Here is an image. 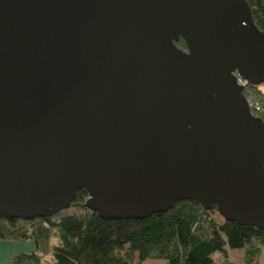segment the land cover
<instances>
[{
    "label": "water",
    "instance_id": "water-1",
    "mask_svg": "<svg viewBox=\"0 0 264 264\" xmlns=\"http://www.w3.org/2000/svg\"><path fill=\"white\" fill-rule=\"evenodd\" d=\"M181 40L185 48L177 46ZM264 33L246 0H0V217L217 207L264 230Z\"/></svg>",
    "mask_w": 264,
    "mask_h": 264
},
{
    "label": "trees",
    "instance_id": "trees-1",
    "mask_svg": "<svg viewBox=\"0 0 264 264\" xmlns=\"http://www.w3.org/2000/svg\"><path fill=\"white\" fill-rule=\"evenodd\" d=\"M246 1L256 26L264 33V0ZM176 44L185 48L181 39ZM243 93L247 100L264 104L258 85H247ZM258 117L264 120V108ZM86 196L84 189L79 190L71 205L82 211L79 214L28 221L0 217V239L31 240L36 249L12 256L8 264H43L37 252L45 248V255L51 257L46 264H142L145 260L230 264L229 250L240 249L246 264H258L254 257L264 249V230L232 221L219 222L211 216L216 206L206 210L194 200H182L168 211L150 216L104 219L85 207ZM18 220L30 226L15 225ZM215 254L220 259L216 260Z\"/></svg>",
    "mask_w": 264,
    "mask_h": 264
},
{
    "label": "rangeland",
    "instance_id": "rangeland-1",
    "mask_svg": "<svg viewBox=\"0 0 264 264\" xmlns=\"http://www.w3.org/2000/svg\"><path fill=\"white\" fill-rule=\"evenodd\" d=\"M259 89H260L261 92H264V82L261 83V84H259ZM249 101H252L253 103L256 102L261 107L264 108V104L261 103L259 100H249ZM81 212L82 211H80L79 209H76V208H73V207L71 208L70 207V208H68L66 210L61 211V213L58 214V217H61L62 215H69V214L71 215L72 213L79 214ZM211 216L215 220L217 219L219 222H223L224 221V218L222 216H220V214L218 213V211L211 212ZM15 225H17V226H26L27 228L30 226L29 223L28 224H25V223H23L20 220H18L15 223ZM21 243H22L21 245H23L22 246L23 249L25 250V251H23V253L30 254V252L36 250L35 249V246H34V244H33L32 241L29 242V243L26 242V241H23ZM27 244H30L29 245L30 247L27 246ZM45 250H46V248H45ZM45 250L43 249V250H39L37 252V253H39L41 255L43 264H46V262H51V257H49L48 255L47 256L45 255ZM18 252L20 253V251H18ZM15 254H17V253H15ZM15 254H13V255H15ZM214 257H215L216 260L220 259L218 254H215ZM243 257H244V251L242 249H240V250H229V252H228V260L230 261V264H246L245 263V260L243 259ZM254 260H255V262L257 261L258 264H264V249H263V251H262V253H261V255L259 257H257V258L254 257ZM142 264H161V261H158V260H152V261L145 260V261L142 262Z\"/></svg>",
    "mask_w": 264,
    "mask_h": 264
},
{
    "label": "crops",
    "instance_id": "crops-1",
    "mask_svg": "<svg viewBox=\"0 0 264 264\" xmlns=\"http://www.w3.org/2000/svg\"><path fill=\"white\" fill-rule=\"evenodd\" d=\"M21 242L23 241L15 242V241L8 240V239L7 240L0 239V264H8V262L11 260V257L14 256L13 254L15 253L18 254L19 253L18 251H20V253L21 252L23 253V251H25L22 247L23 245H21L22 244ZM26 242L29 243L31 242V240L26 241ZM29 245L30 244H27V246Z\"/></svg>",
    "mask_w": 264,
    "mask_h": 264
},
{
    "label": "built area",
    "instance_id": "built-area-1",
    "mask_svg": "<svg viewBox=\"0 0 264 264\" xmlns=\"http://www.w3.org/2000/svg\"><path fill=\"white\" fill-rule=\"evenodd\" d=\"M238 82L240 85L242 86H246L248 85L247 82L245 80H242L240 77L238 78ZM249 107H250V113L253 116H258L262 111H263V107H261L258 103H253L252 101L247 100Z\"/></svg>",
    "mask_w": 264,
    "mask_h": 264
}]
</instances>
